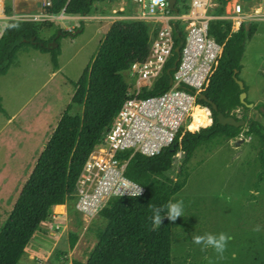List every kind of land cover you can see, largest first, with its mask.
Segmentation results:
<instances>
[{"label": "trees", "instance_id": "obj_1", "mask_svg": "<svg viewBox=\"0 0 264 264\" xmlns=\"http://www.w3.org/2000/svg\"><path fill=\"white\" fill-rule=\"evenodd\" d=\"M96 1L52 0L47 12L52 16L61 13L87 16ZM180 3L186 6L184 0H177V4ZM227 3L228 0H219L213 16H222ZM11 12V7L5 6V14L10 16ZM44 26L47 24L34 20H9L6 23L0 35V78L7 75L20 54L29 51L49 54L52 70L59 69L60 40L63 36L72 35L60 31L61 34L56 36V31L45 40L40 34ZM256 30L255 23L242 24L233 31L230 20L216 18L209 22V35L222 46V53L206 89L196 101L210 112L211 124L195 132L182 134L180 131L170 146L152 157L139 153L130 157L129 151L117 154L119 161H127L124 177L141 186L144 192L136 196L111 197L98 213L102 225L96 229V243L87 260H74L72 264H171V222L166 217V206L185 186L196 151L209 147L215 141L231 140L240 133L261 138L258 151L260 168L255 182V188H258L264 176V124L250 119L244 127L235 128L219 124L216 118L220 112L238 120L235 111L248 109L240 102L242 91L233 76L235 74L242 80L245 43L253 38ZM157 31L156 24L144 21L113 22L79 78L69 81L74 90L71 105L81 107L82 113L70 114V105L62 112L10 213L0 224V264H20L33 234L47 218L48 210L55 206L56 209L61 208L73 197L89 155L101 144L103 133L126 99L130 85L125 81L124 73L134 63L146 60ZM172 33L174 49H181L184 42L182 26L177 22L172 24ZM52 42L56 45L53 46ZM177 59L173 53L151 90H143L140 97L157 96L170 88L166 71ZM247 90L244 83V92ZM201 95L206 100L199 99ZM213 104L216 110L212 108ZM254 109L264 119V103L256 104ZM196 112L198 118H193V127L207 125L206 114L199 108ZM0 114L8 117L1 99ZM180 153L183 158L185 154V158L177 164L174 157ZM152 206L164 209L161 212L162 223L155 227L152 217L156 212L152 211ZM76 242L77 237L71 234L69 248L73 249Z\"/></svg>", "mask_w": 264, "mask_h": 264}, {"label": "rangeland", "instance_id": "obj_2", "mask_svg": "<svg viewBox=\"0 0 264 264\" xmlns=\"http://www.w3.org/2000/svg\"><path fill=\"white\" fill-rule=\"evenodd\" d=\"M238 3L245 13L257 9L264 12V0H239ZM7 5L12 12L10 16L5 14L0 31L14 18L47 24L40 32L45 40L56 31V36L60 31L72 36L66 35L60 40L57 71L51 68L49 54L29 51L20 54L7 75L0 78V99L10 116L0 114V224L10 213L62 112L70 105V114L82 113L81 107L71 105L74 90L69 81L79 78L113 23L110 19L88 17L94 14L109 17L114 12L129 15L134 9L130 0H98L87 16L64 13L52 16L38 2L4 0V6ZM216 6L210 8L211 16L218 9ZM254 22L255 19H250L247 24ZM258 75L249 82L251 87L247 93V101L254 106L264 103V63ZM124 77L130 84L127 72ZM43 108L38 139L25 142L24 133L35 113ZM235 116L264 124L254 107L240 108ZM260 146L258 135L249 137L240 133L234 139H220L196 151L185 186L171 199L173 203L183 201L182 216L170 221L171 264H264V176L255 188ZM184 158L180 153L174 160L179 164ZM78 199L77 191L61 208L55 206L48 210L47 218L33 234L20 264H72L74 260H87L102 220L98 213L86 219L77 209ZM256 228L259 231H254ZM220 233L229 237L222 258L206 245V234L219 238ZM71 234L77 237L73 249L69 248ZM197 235L205 236L200 245L193 242Z\"/></svg>", "mask_w": 264, "mask_h": 264}, {"label": "built area", "instance_id": "obj_3", "mask_svg": "<svg viewBox=\"0 0 264 264\" xmlns=\"http://www.w3.org/2000/svg\"><path fill=\"white\" fill-rule=\"evenodd\" d=\"M27 1L38 2L43 10L50 8L52 3V0ZM213 1L190 0L185 7L176 3L177 12H174L168 0H130L134 9L129 15L116 12L109 17L93 15L92 19L113 22L144 21L156 24L158 31L150 43L146 60L134 63L127 71L131 83L126 99L103 133L101 144L89 155L77 181V209L86 219L99 213L111 197L136 196L140 189L139 195L144 192L141 186L124 177L127 161H119L118 153L129 151L130 157L136 153L147 157L158 155L172 144L180 131L183 134L204 127H193L196 108L206 114L208 124L205 127L211 124L210 112L196 101L206 89L222 53V46L209 35V22L216 18L230 20L232 30L237 31L248 20L257 18L245 13L238 2H228L230 10L223 16H211ZM5 18L4 0H0V21ZM176 22L184 31V42L179 49L176 69L171 72L172 84L160 95L142 98V91L151 90L174 53L172 24Z\"/></svg>", "mask_w": 264, "mask_h": 264}, {"label": "crops", "instance_id": "obj_4", "mask_svg": "<svg viewBox=\"0 0 264 264\" xmlns=\"http://www.w3.org/2000/svg\"><path fill=\"white\" fill-rule=\"evenodd\" d=\"M184 1L188 3L190 2V0H184ZM228 2H239V0H228ZM214 5H217L216 7H218L219 0H214L213 4L211 5V8ZM230 7H231V4L229 5V3H227L224 9V14H226V11L230 10ZM250 14H253L254 16L257 17L255 19L256 22H254L257 25V30L253 38L250 41H247L245 43V51H244L243 58H242L243 69L241 73V79L244 81L245 85L248 88L246 93H248L249 87H251L249 82L255 79V77L259 76L258 71L259 69H261L264 63V17L259 18L260 16H264V12H261L259 9H257V10H254V12H250ZM94 16H101V15L94 14ZM94 16L90 15L88 18H93ZM10 20H17V19L11 18ZM1 23L2 21H0V24ZM244 24H247V22ZM3 29L4 27L0 31V35ZM99 30H100V27H98V31ZM44 111L45 110L43 108L42 111L38 110L35 113L34 118L32 119V123L28 126L29 128L24 133V137L22 136L25 142H30V141H33L34 139L35 140L38 139V132H39V129L41 128L40 122L44 118ZM8 117L10 116L8 115Z\"/></svg>", "mask_w": 264, "mask_h": 264}, {"label": "clouds", "instance_id": "obj_5", "mask_svg": "<svg viewBox=\"0 0 264 264\" xmlns=\"http://www.w3.org/2000/svg\"><path fill=\"white\" fill-rule=\"evenodd\" d=\"M142 189L138 190L135 195H139L141 193ZM182 205H183V201H178L176 203H173L171 201H169V203L167 204V215L166 217L170 220V221H176L178 217H181L183 214V210H182ZM155 210L156 214L152 217L153 219V224L154 227L155 226H159L162 223V217H161V212L164 210L163 207H155L152 206V211ZM254 231H259L258 228L254 229ZM228 235H226L225 233H220L219 234V238H216V236L212 235V234H206V245L207 246H211L212 248L215 249V251L221 256V258L223 257V253L226 250V245L228 242ZM203 241H205V236H194L193 237V242L195 244L200 245Z\"/></svg>", "mask_w": 264, "mask_h": 264}, {"label": "water", "instance_id": "obj_6", "mask_svg": "<svg viewBox=\"0 0 264 264\" xmlns=\"http://www.w3.org/2000/svg\"><path fill=\"white\" fill-rule=\"evenodd\" d=\"M168 3H169V6L170 8L174 11V12H177V7H176V3H177V0H168ZM61 33H59L60 35ZM53 46H55V42H52L51 43ZM174 53L177 55V57H179V48H175L174 49ZM176 64H177V60L174 62L173 66L169 69H167L166 71V74L169 78V85L172 84V75H171V72L174 71L176 69ZM234 78V81L236 82V84L238 85L239 89L242 91L240 93V96H239V99H240V102L242 104H244L247 108H253L254 107V104L253 103H247L246 100H247V93L244 92V83L242 80H239L235 77V74L233 76ZM199 99H203V100H206V97L204 95H201L199 96ZM212 108L214 110H216V106L213 104L212 105ZM217 122L221 125H228V126H233L235 128H241V127H244L246 125V121L243 120V119H235L233 117H226L225 115H223L222 113H218L217 116Z\"/></svg>", "mask_w": 264, "mask_h": 264}, {"label": "bare ground", "instance_id": "obj_7", "mask_svg": "<svg viewBox=\"0 0 264 264\" xmlns=\"http://www.w3.org/2000/svg\"><path fill=\"white\" fill-rule=\"evenodd\" d=\"M196 109H194V111H193V118H198V113L196 112Z\"/></svg>", "mask_w": 264, "mask_h": 264}]
</instances>
